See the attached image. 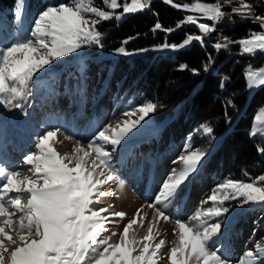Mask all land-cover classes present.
<instances>
[{
  "label": "snow or ice",
  "instance_id": "obj_1",
  "mask_svg": "<svg viewBox=\"0 0 264 264\" xmlns=\"http://www.w3.org/2000/svg\"><path fill=\"white\" fill-rule=\"evenodd\" d=\"M164 2L193 14L177 21L175 28H164L157 22L153 32L172 33L185 24L195 26L199 32L186 35L180 43H164L161 46L164 49L179 50L193 42L207 47L205 39L216 31L217 24L238 15L257 22L261 30L235 41L221 34L220 41L211 47L220 51L236 44L241 55L264 53V15H257L254 5L246 0ZM102 4L97 6L94 0H68L48 5L36 14L28 28L22 16L23 0H18L17 34L7 41L0 38V108L27 115L24 101L37 74L51 73L64 59L73 54L79 56L86 46H102L99 25L146 10L150 0H130V3L102 0ZM225 6H231V11L225 12ZM117 9L122 12L117 14ZM201 17L212 23L201 22ZM132 39L129 37L124 43ZM118 51L128 54L124 48ZM213 63L209 55L203 70L208 71ZM192 71L199 73V69ZM244 74L249 91L264 86V68L253 70L249 65ZM220 86L223 88L224 83ZM157 107L155 102H146L124 111L127 119L103 126L86 145L77 140L73 150L66 154L53 147L60 129L45 130L35 141V151L23 157L26 166L23 169L9 155L0 152V264H163L165 258L169 264H264V246L260 243L233 261L226 255L227 246L223 242L233 221V208L264 211V175L247 181L223 178L187 219H182L179 211L175 216L169 211L173 201L180 208L187 195L182 194L183 190L209 163L210 153L193 149L192 136L172 161L181 167L169 170L147 205L154 215L146 227V235L137 238L132 231L138 224L145 227L141 216L143 206L127 220L123 211H111L110 206L96 207L100 197H116V190L125 187L126 181L114 157L130 138L129 134H134V129ZM225 116L230 123V118ZM256 120L251 136H256L259 126L264 125V108ZM199 131L212 136L214 129L205 124ZM258 151L264 154V148L258 147ZM105 186L113 190L104 191ZM209 203L211 206L204 207ZM173 219L175 239L169 242L170 248H165L166 241L157 240L156 226L160 221ZM260 219L264 220V216ZM118 221H126L122 231L107 235L109 226H118ZM114 236L116 241L112 239Z\"/></svg>",
  "mask_w": 264,
  "mask_h": 264
},
{
  "label": "trees",
  "instance_id": "obj_2",
  "mask_svg": "<svg viewBox=\"0 0 264 264\" xmlns=\"http://www.w3.org/2000/svg\"><path fill=\"white\" fill-rule=\"evenodd\" d=\"M123 1L118 0L120 3ZM67 2L23 0L25 26L30 28L36 14L46 6ZM94 2L97 6H103L102 0ZM246 2L254 5L257 15H264V0ZM17 4L18 0H0V38L5 41L17 34ZM224 10L231 11V6H225ZM119 11L122 9H117V14ZM189 14L193 13L176 9L164 0H151L146 10L128 14L120 20L103 22L98 26L103 33L102 46H86L75 60L64 59L45 77L35 78L33 92L26 96L25 106L43 101L49 107L44 118L53 115L51 120L57 126L60 124L56 122V115L68 110L75 114L70 126L77 130L85 119H98L109 113L155 102L157 109L140 125L158 123L159 134L150 137L151 144L158 142L164 148L172 141L192 136L193 148L205 149L210 153L209 163L202 170L215 180L213 187L225 177L247 181L264 175V154L258 151V147L264 148V128L257 131L256 136L250 135L258 109L261 105L264 107V86L248 95L244 74L249 65L264 64V53L259 51L255 55H241L240 47L236 44L220 51L211 47L220 41L221 34L235 41L247 37L249 32L260 31L261 27L251 19L233 15L234 23L217 24L216 31L205 39L207 47L197 42L179 50L161 47L164 43H180L188 34H199L195 26L187 24L172 33L152 31L157 22L164 28H175L177 21ZM200 19L201 22L212 23L203 17ZM129 37L134 39L125 44ZM120 48H124L128 54L120 53ZM110 51L115 54H104ZM209 55L214 63L208 71H204L203 64ZM182 65L187 67L182 69ZM192 69H199V73L194 74ZM222 82L223 88L220 86ZM108 102L111 106L107 105ZM225 114L230 118V123L226 122ZM46 122L50 121L47 119ZM205 124L214 129L212 136L199 131L200 126ZM246 210L247 207L233 208L232 223L241 216L246 217ZM254 212L258 213L264 230V220L260 219L264 211L258 208L249 211L251 215ZM240 228L239 225L235 227L237 233ZM223 242L227 246L228 258L236 261L238 258H234L235 253H232L229 234ZM256 243L264 246V234L249 242L246 249L254 248Z\"/></svg>",
  "mask_w": 264,
  "mask_h": 264
},
{
  "label": "rangeland",
  "instance_id": "obj_3",
  "mask_svg": "<svg viewBox=\"0 0 264 264\" xmlns=\"http://www.w3.org/2000/svg\"><path fill=\"white\" fill-rule=\"evenodd\" d=\"M126 2L130 3V0H126ZM224 11L230 12L227 10ZM121 12L122 11H119V14ZM233 20L234 18L231 16L223 21L232 22ZM258 52L259 51H257V53ZM104 54H115V52L110 51ZM77 57L78 56L73 54L70 58L66 59L75 60ZM261 68H264V64L252 66L253 70H259ZM46 75L47 74H37V77H45ZM34 82L35 78L33 82L30 83L28 92H33ZM253 91L248 90V95H251ZM31 99L37 100L35 97ZM42 102L43 101H40V103ZM40 103L34 104L33 106H30V104L25 106L27 115L21 114L19 110L5 111L3 108H0V152L9 155L20 169L26 167L23 164V157L35 151V141L38 135L45 130L60 129L53 141V147H55L60 154H66L73 150L77 140H80L81 143L86 145L93 134L103 126L108 123L115 124L117 121L127 119V117L123 116L124 111H116L114 113H109L107 116L99 117L98 119H85L76 130L70 126L75 114H71L68 110L60 111L56 115V122L60 124V126H57L55 122L51 120L53 115L44 118L49 107L46 103ZM60 103L61 102L58 104ZM107 105L111 106V103L108 102ZM262 108L264 107L261 105L256 117L259 115ZM256 117L253 127L258 123ZM47 119L50 122H46ZM67 122H69V124ZM35 125L37 126L36 129L34 128ZM39 126L42 127L41 130H37L40 128ZM157 126L158 123H149L140 126L138 129H134V134H129L130 138L127 139L126 143H122L121 149L118 150L114 157V163L120 170L122 178L126 181L125 187L122 190H116V197H112L111 195L100 197L99 203L96 205V207L110 206L111 211H123L126 213V220L131 219L135 211L143 206L141 216L144 217L145 227L141 228L138 224L135 225L132 230L137 235V238L147 234L146 227L148 223L152 221L154 215V210L147 205L152 201V198L158 191L159 184L169 170L173 167L177 169L181 167L179 163L173 165L172 161L181 154L183 145L188 138L172 141L164 148H161L157 141V143L153 145V143L151 144L150 142V137L159 134V127ZM259 127L260 130H262L264 125H260ZM153 129L155 130L152 131ZM121 159L123 160V167H121ZM214 184L215 180L213 177L201 170L196 180L183 190L182 194H187L184 203L177 209L175 207L176 202L173 201L169 211L172 212L173 216L179 211L182 214L181 218L187 219V217L200 205L201 200L207 194H210ZM112 190L113 189L108 186L104 188V191L107 192H111ZM207 206L208 205H205L204 207ZM245 215L246 217L244 218L241 216L243 220L238 218L237 222L232 223L228 230L229 244L232 248V253H235L234 258H239L246 250V246L249 242H252L254 238L264 234V230L259 222L258 213L254 212L253 215H251L249 210H246ZM125 222L126 221H118V226H109L110 231L106 234L110 235L111 232H121ZM237 225L241 227L238 231L239 233L235 230ZM174 229V219L169 222L160 221L156 226L157 240L164 239L166 241L165 248H170L171 244L169 242L175 239L173 235ZM112 239L116 241L117 237L114 236ZM163 264H169L167 258L164 259Z\"/></svg>",
  "mask_w": 264,
  "mask_h": 264
},
{
  "label": "bare ground",
  "instance_id": "obj_4",
  "mask_svg": "<svg viewBox=\"0 0 264 264\" xmlns=\"http://www.w3.org/2000/svg\"><path fill=\"white\" fill-rule=\"evenodd\" d=\"M124 1L126 2V0H124ZM124 1H123V3H124ZM221 23H227V22H221ZM230 23H234V20L232 22H230Z\"/></svg>",
  "mask_w": 264,
  "mask_h": 264
},
{
  "label": "built area",
  "instance_id": "obj_5",
  "mask_svg": "<svg viewBox=\"0 0 264 264\" xmlns=\"http://www.w3.org/2000/svg\"><path fill=\"white\" fill-rule=\"evenodd\" d=\"M222 22H226V21H222ZM227 23H230V22H227Z\"/></svg>",
  "mask_w": 264,
  "mask_h": 264
}]
</instances>
